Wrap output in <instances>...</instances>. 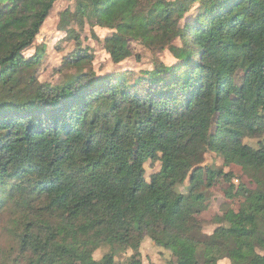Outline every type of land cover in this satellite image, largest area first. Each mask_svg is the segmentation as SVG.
I'll return each instance as SVG.
<instances>
[{
  "label": "trees",
  "instance_id": "obj_1",
  "mask_svg": "<svg viewBox=\"0 0 264 264\" xmlns=\"http://www.w3.org/2000/svg\"><path fill=\"white\" fill-rule=\"evenodd\" d=\"M70 1L61 18L83 26L86 6ZM56 2L0 0V264H58L68 248H105L92 264H115L144 235L192 264H264V0H109L98 17L113 62L130 39L175 61L96 73L77 48L74 76L52 86L36 75L43 51H25ZM207 151L254 186L202 172ZM147 159L161 161L149 180ZM218 177L242 200L205 232L197 216ZM118 264L143 263L134 249Z\"/></svg>",
  "mask_w": 264,
  "mask_h": 264
},
{
  "label": "rangeland",
  "instance_id": "obj_2",
  "mask_svg": "<svg viewBox=\"0 0 264 264\" xmlns=\"http://www.w3.org/2000/svg\"><path fill=\"white\" fill-rule=\"evenodd\" d=\"M86 6L87 20L83 26H79L74 21H66L61 18V12L66 8H74L73 1L70 0H57L53 9L48 17L43 22L38 34L35 38L34 45L25 51V55L31 56L35 52L43 51L42 59L37 66V78L40 81L46 80L52 86H58L65 80H71L75 74L76 67L68 65L66 62L69 57L77 52V48H82L86 51L88 57L85 58L84 67L92 68L96 73L113 72H132L139 73L140 70L151 68L152 57H157L164 62L171 64L175 60L168 50L154 54L150 52L141 42L136 40H129L128 46L132 53L122 61L115 63L110 58L105 49L103 38L109 35L113 29L108 27L99 26V10L106 6L109 0H81ZM138 7L146 8L150 5L151 0H131ZM190 13L186 15L189 16ZM65 25V26H64ZM70 30H74L71 32ZM78 42L79 45L77 44ZM76 50V51H75ZM81 51V52H83ZM245 142L256 145V138H245ZM25 164H33L29 154L22 157L19 168ZM161 161L147 159L144 162L145 178L149 180L150 175L159 170ZM207 166L216 169H222L225 172L231 171L234 176L232 182L235 186L242 183L248 187H253L249 177L243 173L241 168L235 164L225 165L221 155L207 151L204 159L200 164L202 168ZM203 175V173H202ZM189 178H186L183 184L177 186L179 192H187L189 190ZM228 183L223 177H218L217 181L210 187H205L206 207L198 214V219L201 220L203 230L211 232L216 226L214 216L215 214L221 215L224 208L231 207L237 209L242 200L241 196L228 197L224 191ZM8 240L7 237L0 239ZM0 246H3L0 244ZM134 249L140 253L143 264H192L185 262L180 258L174 256L172 252L165 247L157 245L147 235L140 239L139 243H133L126 250L120 252L116 256V263L122 261L129 256ZM105 248L96 249L91 256L84 250H76L68 248L63 256V259L58 264H92L94 260H98L104 253ZM263 252H259L262 254ZM1 256V253H0ZM256 258V257H255ZM257 260V258H256ZM261 263V261H258ZM218 264H230L229 260L222 258Z\"/></svg>",
  "mask_w": 264,
  "mask_h": 264
}]
</instances>
